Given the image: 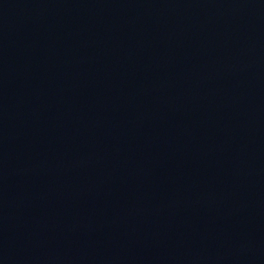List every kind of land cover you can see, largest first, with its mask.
Wrapping results in <instances>:
<instances>
[{
	"label": "water",
	"instance_id": "1",
	"mask_svg": "<svg viewBox=\"0 0 264 264\" xmlns=\"http://www.w3.org/2000/svg\"><path fill=\"white\" fill-rule=\"evenodd\" d=\"M0 264H264V0H0Z\"/></svg>",
	"mask_w": 264,
	"mask_h": 264
}]
</instances>
